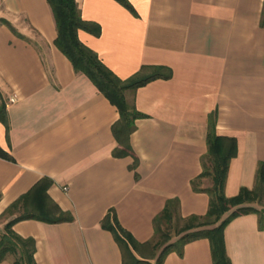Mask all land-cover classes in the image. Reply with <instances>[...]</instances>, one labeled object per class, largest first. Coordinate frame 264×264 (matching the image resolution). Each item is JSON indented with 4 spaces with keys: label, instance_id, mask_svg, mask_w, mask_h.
Wrapping results in <instances>:
<instances>
[{
    "label": "crops",
    "instance_id": "0c3cea01",
    "mask_svg": "<svg viewBox=\"0 0 264 264\" xmlns=\"http://www.w3.org/2000/svg\"><path fill=\"white\" fill-rule=\"evenodd\" d=\"M130 1L138 15L117 0H77L82 16L102 27L100 35L80 29V39L118 76L144 65L173 72L126 92L143 115L132 149L119 155L118 108L56 45L48 1L0 0V19L16 29L0 21V106L10 125L0 120V146L13 157L0 156V229L15 215L8 208L44 177L52 179L48 194L73 215L14 223L35 239L37 264H122L113 231L102 225L112 209L140 241L154 236V218L172 197L182 216L204 215L210 195L191 181L204 167L213 111L217 133L238 144L226 195L253 188L264 161V0ZM225 242L233 264H264L256 212L232 219ZM163 264H215L210 239L187 242Z\"/></svg>",
    "mask_w": 264,
    "mask_h": 264
},
{
    "label": "trees",
    "instance_id": "16d2710c",
    "mask_svg": "<svg viewBox=\"0 0 264 264\" xmlns=\"http://www.w3.org/2000/svg\"><path fill=\"white\" fill-rule=\"evenodd\" d=\"M47 1L53 11L58 30L56 45L68 56L75 70L85 73L117 106L119 118L113 124V131L122 145L117 154H127L132 149L130 135L136 128V119L143 114L138 110L135 101L130 102L127 99L126 92L130 90L135 93L140 86L156 78H170L172 69L165 65H144L132 76L121 78L104 63L95 50L80 39V29L100 35L102 27L98 22L82 16L77 0ZM117 1L138 15L130 0ZM262 17L264 20V6ZM0 21L16 31L7 19ZM216 118L217 111L209 114L208 152L202 158L204 167L191 181L195 191L209 193L210 204L207 212L204 215L192 214L184 217L180 212V198L172 197L154 218V236L149 240L140 241L122 226L115 210H110L104 216L102 225L113 231L122 250V264H163L171 251L176 250L183 254L187 242L201 237L210 239L215 264H233L226 250V225L236 216L256 212L259 226L264 229V161L259 163L253 188L243 186L238 194L226 195L225 185L230 162L238 152V144L235 137L217 133ZM0 120L5 123L8 131L10 125L4 105L0 106ZM0 156L13 159L1 146ZM205 178L211 180V185H204ZM51 182L52 179L44 177L8 208V212L15 215L5 223L3 230L0 229V261L9 258L14 264H37L36 241L32 237L19 235L13 229L16 221L27 218L48 222L73 219L72 213L63 210L48 194L47 188Z\"/></svg>",
    "mask_w": 264,
    "mask_h": 264
},
{
    "label": "built area",
    "instance_id": "2783aa9c",
    "mask_svg": "<svg viewBox=\"0 0 264 264\" xmlns=\"http://www.w3.org/2000/svg\"><path fill=\"white\" fill-rule=\"evenodd\" d=\"M11 100H12V101H15V100H16V97H11ZM64 189L67 190V189H68V186H65Z\"/></svg>",
    "mask_w": 264,
    "mask_h": 264
},
{
    "label": "rangeland",
    "instance_id": "374dc122",
    "mask_svg": "<svg viewBox=\"0 0 264 264\" xmlns=\"http://www.w3.org/2000/svg\"><path fill=\"white\" fill-rule=\"evenodd\" d=\"M131 102V101H130Z\"/></svg>",
    "mask_w": 264,
    "mask_h": 264
}]
</instances>
